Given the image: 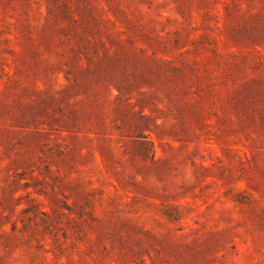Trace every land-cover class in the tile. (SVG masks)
I'll use <instances>...</instances> for the list:
<instances>
[{
  "label": "rangeland",
  "instance_id": "rangeland-1",
  "mask_svg": "<svg viewBox=\"0 0 264 264\" xmlns=\"http://www.w3.org/2000/svg\"><path fill=\"white\" fill-rule=\"evenodd\" d=\"M0 264H264V0H0Z\"/></svg>",
  "mask_w": 264,
  "mask_h": 264
}]
</instances>
